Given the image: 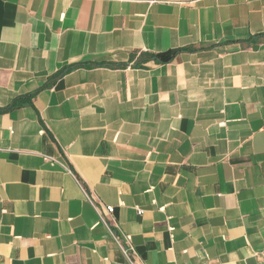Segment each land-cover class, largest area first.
Listing matches in <instances>:
<instances>
[{
    "label": "crops",
    "instance_id": "obj_1",
    "mask_svg": "<svg viewBox=\"0 0 264 264\" xmlns=\"http://www.w3.org/2000/svg\"><path fill=\"white\" fill-rule=\"evenodd\" d=\"M263 35L264 0H0V264H264Z\"/></svg>",
    "mask_w": 264,
    "mask_h": 264
},
{
    "label": "built area",
    "instance_id": "obj_2",
    "mask_svg": "<svg viewBox=\"0 0 264 264\" xmlns=\"http://www.w3.org/2000/svg\"><path fill=\"white\" fill-rule=\"evenodd\" d=\"M105 211H106L108 214H112V212H113V207H111V206H106V207H105ZM138 213H140V210H138ZM113 238H114V240L117 242V244L120 246V240H119V238H118L117 236H113ZM125 239H126V241H127L128 246H127L126 248L120 246V248H121V250H122L124 256L126 257V259L128 260V262H129L130 264H134L133 259H134L135 255H136L135 250H134V248L129 244L130 237H129V236H126Z\"/></svg>",
    "mask_w": 264,
    "mask_h": 264
},
{
    "label": "trees",
    "instance_id": "obj_3",
    "mask_svg": "<svg viewBox=\"0 0 264 264\" xmlns=\"http://www.w3.org/2000/svg\"><path fill=\"white\" fill-rule=\"evenodd\" d=\"M263 37H264V35H263Z\"/></svg>",
    "mask_w": 264,
    "mask_h": 264
}]
</instances>
